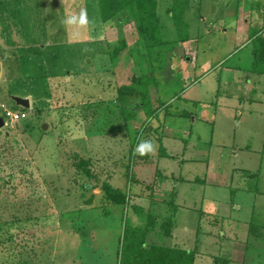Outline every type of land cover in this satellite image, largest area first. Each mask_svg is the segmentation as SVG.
I'll return each instance as SVG.
<instances>
[{"label": "rangeland", "instance_id": "obj_1", "mask_svg": "<svg viewBox=\"0 0 264 264\" xmlns=\"http://www.w3.org/2000/svg\"><path fill=\"white\" fill-rule=\"evenodd\" d=\"M170 2L159 0L157 6L167 44L145 50L128 8L118 12L120 22L107 26L96 0H0L1 43L34 39L39 30L41 43L51 42L57 56L66 51L78 58L63 78L51 74L59 71V64L46 60V52L38 56L40 50L36 55L28 50L23 66H29V57L35 60L36 79L16 81L21 73L5 74L19 68L16 55L8 57L7 48H0V264H120L118 240L124 223L143 226L148 213L159 219L172 215L177 224L172 236L156 224L148 242L195 248L198 212L214 205L201 194L210 190L223 199L229 190L183 179L212 181L217 175L221 182L223 176L229 180L234 167L248 168L259 176L248 178L247 184L264 191V75L259 73L264 61L253 40H247L249 31L264 22V0H191L182 30L190 38L183 43L177 42V28L167 12ZM81 9L87 11V25L64 22ZM121 35L127 45L140 46L132 58L134 69H116L109 62L107 43ZM150 70L159 81L150 87L153 107L169 105L155 113L140 111L135 118L122 113L112 99L113 85L128 82L133 72ZM104 85L110 91L104 92ZM21 88L40 112L7 94V89ZM248 93L255 100L241 98ZM2 103L25 109L26 117L10 121ZM150 126L156 129L152 134ZM144 141L154 146L148 161L135 158L134 150ZM80 160L88 172L78 168ZM233 173L231 187L236 188L244 181L239 170ZM106 180L131 195L130 203L139 204L143 213L107 202L101 189ZM146 184H153V198ZM236 193L241 209L234 204L230 210V201L221 208L238 218L222 225L223 230L229 225L236 229L238 250L231 251L235 243L215 228L210 235H199L196 264H215L213 256L231 258L230 264H264V207L259 203L250 209L253 196ZM166 199L186 206L177 210ZM251 219L262 228L261 235L248 233L246 220ZM185 223L190 230H184Z\"/></svg>", "mask_w": 264, "mask_h": 264}, {"label": "trees", "instance_id": "obj_2", "mask_svg": "<svg viewBox=\"0 0 264 264\" xmlns=\"http://www.w3.org/2000/svg\"><path fill=\"white\" fill-rule=\"evenodd\" d=\"M158 2L159 0H96L99 11L98 15L102 25H116V23L120 22L118 12L124 8H128L132 16L136 34L140 42L143 43L144 46L142 48L145 50L155 47H162L167 44V41L162 37L161 34L160 18L157 11ZM190 5L191 0H171L170 5L167 8V12L170 14L173 24L177 28V33L179 35L178 39H176L177 42L188 41L190 38L188 32L185 31L182 33L184 26H186L184 14ZM262 31H264V22L259 29H256L252 33L249 31V37L250 40H253L255 43L254 45L257 46L256 52L259 54L260 59L264 61V35L260 33ZM135 43V46H128L122 35L117 41L113 43H107L110 61L112 63H116L123 52H127L128 55L133 56L134 52L138 50L137 48L140 47L138 42ZM26 80L29 81V79H25L24 81ZM16 81L20 80L16 79ZM158 82L159 81L157 77L151 70L145 74L133 73L128 82L113 85L115 88L112 99L113 101L119 102V106L122 108V113L125 110L129 113V116L132 114L133 118H135L137 113L140 111H144L146 113L152 111L155 113L157 109H161L162 107L167 108L169 105L168 103H162L160 106L153 107V99L151 97L150 87L152 85L157 86ZM107 85L110 86V83ZM183 89L184 88H181L180 92ZM103 91L107 92L110 90H108V88L104 85ZM10 93H13V89L8 91V94ZM30 103L32 104L33 102L30 100ZM37 106V104L33 105V109L35 108L37 112H40L41 107ZM131 106L136 110L133 111L128 109V107ZM20 111H25V109ZM129 116L126 115L124 119L129 121L131 119H128ZM26 126L27 125H25V127ZM149 128H151V126ZM149 130L150 132H148L150 134H152V131H156L155 128H151ZM135 155H137L135 158L140 161L150 160L148 153L143 156L139 155L138 153ZM81 163H85V161L80 160V162L77 164L78 168H83L88 172L89 169L85 166H82ZM244 172L246 175H248L247 177L253 179H257L259 176L258 171L252 173L247 171ZM249 185L250 189L258 190L256 185ZM145 186L149 190L148 197L153 198V184H146ZM101 189L107 202L120 205L126 204L127 206L131 205L136 214L143 213L144 210L139 204L133 202L130 203L131 195L128 196L120 188L114 187L109 181H103L101 184ZM165 201L169 205L173 206L171 199H166ZM158 223L164 235H172V229L174 227V217L172 215L159 219L158 216L148 213L145 220V225L143 226L132 225V223H128V221L124 223L122 236L119 240L120 264H194L196 257L195 250H187L178 246L147 241L149 230H151ZM259 226L254 224L252 220L249 225V234L261 235L262 228ZM214 263L229 264V259L223 257H214Z\"/></svg>", "mask_w": 264, "mask_h": 264}, {"label": "crops", "instance_id": "obj_3", "mask_svg": "<svg viewBox=\"0 0 264 264\" xmlns=\"http://www.w3.org/2000/svg\"><path fill=\"white\" fill-rule=\"evenodd\" d=\"M32 27H30V28H32ZM34 29L36 30L35 27H34ZM103 29H104V26H101V31H102V32L100 31L101 33H103ZM38 31L36 30V34H37L36 35V38L29 39L27 41L24 40V42H22V43L14 42L13 44H11L13 42L12 41L13 38H12L11 41L6 42L7 43L6 45L0 42V48L2 50H4L5 48H7V50L9 51V56L7 55L8 57H10L13 54H15L16 57L14 59L16 61L14 62V64H16V65L19 64V68H16L17 67L16 66L15 68H12V69H14L12 72H9L10 69H8L5 72V74L8 72V77H10L9 73L16 75L17 74L16 71H17V72L21 73L20 76L17 77V79H23V80H25V79H29V80L30 79H36V75H35V73L33 71L34 70V67L32 66V65H34V62H36V61L33 60L31 57H29L27 59V61H26V63L29 66H26V67L23 66L24 62H22V59H23L24 54H26V52L28 53V50L33 51V54L34 55H36V50L37 51L40 50V53L38 51V56H40L42 52H46L45 53V55L47 56L45 58L46 60L47 59H50V62L53 65L54 64H59L58 67L55 68V70L59 68V71H55L54 73H53V71H51V74L52 75L53 74H55V75H57V74L58 75H62L63 78L64 77L66 78L68 76V72H70V71H68L70 69L69 66L72 65V64H74V63H77L78 62V58H75L74 59V57H72L71 55H69L68 52L66 53V51L64 53H61V55H58L57 56V54L54 52L55 51L54 45H52L51 42H49L48 44H45L48 41V40H46L43 43H41V40H39L40 38H38V33H37ZM260 33H262V35H264V31H262ZM247 35H248L247 40H249L250 39L249 33ZM85 38H86V40H88V37H84V40H85ZM100 40L104 41V39H100ZM19 41H22V40L19 39ZM8 43H10V44H8ZM128 46H130V45H128ZM17 48H22V49L21 50H18L16 52L15 50ZM29 53H30V51H29ZM34 58H36V57L34 56ZM132 58H133V56H130V55L129 56H126V54H123V56H121L116 63H112L110 61V56H109V62L116 69L117 68H125L127 66L130 67V68H133V66H135L134 65L135 62L133 61ZM86 63H89L88 58L86 59ZM115 68H114V71L116 70ZM83 71H81V72H83ZM88 72H90L89 69H87L86 71H84V73H88ZM116 73H117V71H116ZM259 73H261L260 76L261 75H264V71L259 72ZM114 75H116V74H114ZM187 75H188V73H187ZM187 75H185V72H184L183 75H182V78H186ZM37 77H39V76H37ZM116 84H119V83H116ZM162 84H163V82H162ZM23 90H25V89L24 88H21V90H13V93L8 94V91L9 90L7 89V94L10 95L11 97L12 96L26 97V98L29 99V102H30V98H29V95L30 94H29V92L28 91L27 92H22ZM251 94L252 93H248L247 96H242L241 98H244V99H246L248 101H253L255 99L252 97ZM179 97L180 96L178 95V98ZM183 111H185V110H183ZM235 170H239V172H240L239 174H240L241 180L244 181V182H240L242 184L239 183L236 186V188H233V187H231V184H232L233 174H234L233 171H235ZM244 171H247L249 173L254 172L253 170H250L248 168L242 169V168H239V167H234L232 169V172L229 174L231 177L230 176L227 177L230 180V183H229V180H226L225 179V176H223V179L221 180V182H217V180H216L217 179V175H215L216 176V179L215 180H212V181L210 179H207V178H199L198 176H195L192 180L183 179L185 181H193V182L199 181V182H201L205 186H207V185H209V186L215 185V186H218V187H222L223 186L224 188H227L229 190V194L226 195V197H225V195L223 193H220V194H223V199H221L217 195L219 193H217V192L215 193V192H212L210 190H209L210 193L209 194L207 193V195H205L206 194L205 191L203 192V194H201V196L204 199L205 198L211 199L213 201V204L214 205H213V207H211V206L210 207H207L205 210H203L201 208V210H199V212H198V220H196V222H195V224H196V227H195V232H196V236H195L196 244H195V246L196 247L195 248H190L189 249V248H185V247L178 246V245H171V246L182 247V248L187 249V250H195L196 251V257H195V260H194V264H196V258L198 257V255H200V251H201L200 249H198V246H197V244H198L197 243L198 242L197 240L199 239V235L200 234L210 235V234H212L214 232L215 228H221L220 229V232H221L222 237L224 239H229V240H231L232 242L235 243L234 245H231V251H237L238 250V248H239L238 245L240 244V241L241 240L237 238V231H236V229H233L229 225L226 229L223 230V226H222L223 223L225 222V220L226 221H229V222L231 221L233 223L238 220V218L235 215L231 214V212H230V210L233 209V205L234 204H235V208H234L235 210H240L241 209V205H239L237 203V201H236V199H237L236 198V195H237L236 190H241V192L243 191V192H246L249 195H251V197L253 196L252 197V202H250V203H252L250 205V209H254L255 210L256 206H258L259 203H261V206L264 207V191H262L260 189H258V190L250 189V185L247 184V182H246L247 179L250 178V177H247L248 175H246V173ZM180 179H181V177L178 178V180H180ZM175 185H176V183H175ZM239 185H241V186H239ZM160 190H161L160 187H158V191H160ZM175 192H176V195L179 194V192L177 190ZM248 198H249V196H248ZM228 201L231 202V208H230V210H226V211L225 210H222L221 207H223L224 205H227L228 204ZM183 203L184 204H180V203H177V202H173V206L178 210V209H180V207H185L186 206V204H185L184 201H183ZM252 219H253V217H252ZM252 219H251V221H252ZM251 221H247L246 220V223H247L246 225L248 227V233H249V225H250V222ZM204 224L207 225V228H205L206 225H204ZM132 225H137V224H132ZM175 225H177V224H176V221L174 219V227H175ZM174 227L172 229V235H173ZM184 230L185 231L190 230L189 229V226H187L186 223L184 224ZM122 232H123V230H122ZM122 232L120 233L119 240H120V238L122 236ZM231 244H233V243H231ZM244 247L247 248L246 245H244ZM214 257L215 256L212 257L213 262H214ZM228 259H229V264H230L231 263V258H228Z\"/></svg>", "mask_w": 264, "mask_h": 264}, {"label": "clouds", "instance_id": "obj_4", "mask_svg": "<svg viewBox=\"0 0 264 264\" xmlns=\"http://www.w3.org/2000/svg\"><path fill=\"white\" fill-rule=\"evenodd\" d=\"M64 22L68 25L85 26L89 22L87 17V11L85 9H81L78 16H69ZM153 147L154 146L151 141H144L140 143L134 151L135 153H138L139 155L143 156L151 152L153 150Z\"/></svg>", "mask_w": 264, "mask_h": 264}, {"label": "built area", "instance_id": "obj_5", "mask_svg": "<svg viewBox=\"0 0 264 264\" xmlns=\"http://www.w3.org/2000/svg\"><path fill=\"white\" fill-rule=\"evenodd\" d=\"M1 109L3 111L4 117L9 119L10 121H16V120H20V119L26 117V112L25 111L13 110V109L7 107L3 103L1 104Z\"/></svg>", "mask_w": 264, "mask_h": 264}, {"label": "water", "instance_id": "obj_6", "mask_svg": "<svg viewBox=\"0 0 264 264\" xmlns=\"http://www.w3.org/2000/svg\"><path fill=\"white\" fill-rule=\"evenodd\" d=\"M12 98L16 103L24 107H29L30 105L29 99L26 97L12 96ZM3 124H4V120L2 119V117H0V128L3 126ZM45 127H46V123L43 124V128Z\"/></svg>", "mask_w": 264, "mask_h": 264}]
</instances>
